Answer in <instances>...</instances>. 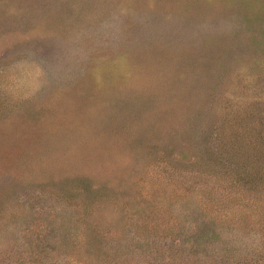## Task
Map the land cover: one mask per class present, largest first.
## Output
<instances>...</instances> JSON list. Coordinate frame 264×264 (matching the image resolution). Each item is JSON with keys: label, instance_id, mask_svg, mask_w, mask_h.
Instances as JSON below:
<instances>
[{"label": "rangeland", "instance_id": "374dc122", "mask_svg": "<svg viewBox=\"0 0 264 264\" xmlns=\"http://www.w3.org/2000/svg\"><path fill=\"white\" fill-rule=\"evenodd\" d=\"M262 177L264 0H0V264H229Z\"/></svg>", "mask_w": 264, "mask_h": 264}, {"label": "trees", "instance_id": "16d2710c", "mask_svg": "<svg viewBox=\"0 0 264 264\" xmlns=\"http://www.w3.org/2000/svg\"><path fill=\"white\" fill-rule=\"evenodd\" d=\"M222 156L224 155V153H220ZM205 160H208L207 157L205 158ZM212 165H211V164ZM210 167L208 168H203L204 170L201 171H196L201 173L202 175H206V176H213L215 177V179L217 181L225 180V183H230L231 182V174L232 172L235 173V176H237L236 179L237 182H240L243 180V175L246 174V171L244 170H231V172L229 173V170L227 172V165H225V162L222 160L217 159V157L213 158L210 160ZM219 163H222L224 165H219ZM195 170V169H194ZM225 175H227V177H229L228 179H225ZM252 176V175H251ZM263 178V179H262ZM262 183L264 184V177H262ZM230 179V180H229ZM241 183V182H240ZM186 184V183H184ZM233 185V184H232ZM236 190V189H234ZM237 193V190H236ZM228 208V207H227ZM226 208V209H227ZM77 223V225H86V226H90V221H88L85 217H81L80 219H76V221H74ZM74 239H76L75 236L72 237L71 241L69 239V243L71 244V246L74 247L77 246L78 244L75 243ZM98 239V238H97ZM96 242H92V243H87V245H84V248L87 252L89 253H94V257L96 259V264H108L111 259L113 258V251L110 253L105 252L104 255L102 253H99V255L97 253H95L93 250H96ZM254 249L248 250L243 256H241L238 259H232V261L229 264H264V236L262 238V244L260 243V245L258 247H253Z\"/></svg>", "mask_w": 264, "mask_h": 264}]
</instances>
